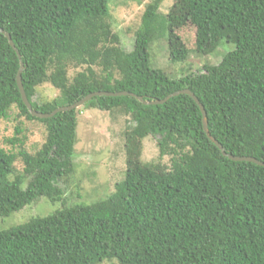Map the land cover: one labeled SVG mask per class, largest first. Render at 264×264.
<instances>
[{"label":"trees","instance_id":"16d2710c","mask_svg":"<svg viewBox=\"0 0 264 264\" xmlns=\"http://www.w3.org/2000/svg\"><path fill=\"white\" fill-rule=\"evenodd\" d=\"M164 1L146 6L134 49L127 52L110 21L109 0H0V30L17 50L0 31V119L14 115L45 127L34 152L26 149L21 124L3 140L1 217L41 198L64 205L58 183L75 171L81 111L32 116L17 84L21 63L24 91L44 114L97 92L162 101L190 90L227 153L264 163V0H178L173 19L160 11ZM186 26L195 35L192 46L180 33ZM163 40L173 64L221 47L229 51L218 65L175 77L151 58L153 45ZM45 84L61 95L34 101ZM82 108L119 112L132 122L124 134V179L102 201L63 207L1 231L0 264H264V166L223 156L191 96L159 105L99 96ZM150 136L160 137L161 158L173 155L170 168L142 162Z\"/></svg>","mask_w":264,"mask_h":264},{"label":"rangeland","instance_id":"374dc122","mask_svg":"<svg viewBox=\"0 0 264 264\" xmlns=\"http://www.w3.org/2000/svg\"><path fill=\"white\" fill-rule=\"evenodd\" d=\"M152 0H109L110 21L115 33L120 36L121 45L127 52L135 46L134 32L139 29L146 6ZM178 0H165L161 5V12L173 19L177 13L175 7ZM172 22V21H171ZM179 32V31H178ZM189 38L188 44L194 45V32L189 27L180 30ZM187 38V39H188ZM229 49L221 47L213 55H192L187 62L173 64L170 62L169 49L166 41H159L153 45L151 58L155 67L169 75L179 77L190 72L203 71L205 65H218L225 52ZM84 70L70 71V77ZM61 92L50 84L37 89L36 102L52 101L58 98ZM78 135L73 162L75 171L67 182L58 185L64 191V205L51 203L46 198L15 212L8 217L0 216V232L29 222L36 217L53 215L63 207L75 204L91 205L106 199L115 192L116 184L121 182L127 170V155L125 148V131L132 122L119 112H106L100 110H85L79 108ZM17 114V110L13 109ZM25 131L26 149L34 152L40 148L45 139V127L38 121L29 122L24 118L15 120L14 115L9 120L0 119V148L5 147L3 140L13 136L15 127L20 126ZM160 137L150 136L145 139L141 160L143 163H161L168 168L172 165V156L161 158L159 148ZM18 173H22V165L16 164ZM27 182L23 185L26 188ZM103 264H119L116 261Z\"/></svg>","mask_w":264,"mask_h":264},{"label":"water","instance_id":"95a60500","mask_svg":"<svg viewBox=\"0 0 264 264\" xmlns=\"http://www.w3.org/2000/svg\"><path fill=\"white\" fill-rule=\"evenodd\" d=\"M0 31L8 38L10 45L16 50L14 42H13L10 34H8L7 32H5L2 29ZM23 70H24V65H23V63H21V68H20V71H19L18 76H17V84H18V88L20 90L24 104L27 106L28 110L30 111V113L34 117L41 118V119H48V118L55 116L59 112H67V111L76 110V109L83 107L88 101H90L94 97H99V96H107V97L131 96V97L136 98L137 100H139L140 102H142L145 105H159V104H164L165 102H167L172 97H175V96H178L181 94H187V95L191 96L194 99V101L198 104V106L200 107V110H201L202 115H203L204 131L206 132L208 138L219 148V150L221 151L223 156H225V157H227L230 160L235 161V162H250V163L257 164L259 166H264V163L258 161L256 158L246 157V156H242V157L234 156V155L226 152V150L223 148V146L213 136H211L209 129H208V121H207V114H206L205 108L201 104V102L198 100V98L195 96V94L192 93L190 90H182V91L173 93L162 101H145L144 98L136 96L135 94L129 93V92H116V93L115 92H97V93L89 94L88 96H86L85 98H83L82 100L76 102L75 104H73L71 106L61 107V108L55 110L54 112H52L50 114H44V113L38 112V111L33 109L32 103L29 101V99H28V97L24 91L22 77H21Z\"/></svg>","mask_w":264,"mask_h":264}]
</instances>
